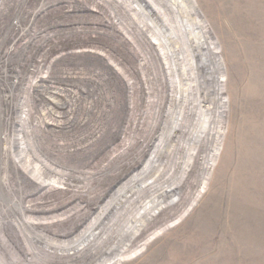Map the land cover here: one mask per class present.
<instances>
[{
  "label": "rangeland",
  "instance_id": "rangeland-1",
  "mask_svg": "<svg viewBox=\"0 0 264 264\" xmlns=\"http://www.w3.org/2000/svg\"><path fill=\"white\" fill-rule=\"evenodd\" d=\"M154 179L119 264H264V0H0V230L19 264L77 259L42 232L100 222L79 251L113 244ZM19 217L45 223L31 251Z\"/></svg>",
  "mask_w": 264,
  "mask_h": 264
},
{
  "label": "bare ground",
  "instance_id": "bare-ground-1",
  "mask_svg": "<svg viewBox=\"0 0 264 264\" xmlns=\"http://www.w3.org/2000/svg\"><path fill=\"white\" fill-rule=\"evenodd\" d=\"M182 6H183V9L186 10V13L189 14L188 10L184 7L183 4H182ZM193 68H194L193 66H190L188 68V70H190L189 71V78L190 79L195 77V75H196L195 74L196 71L194 72L195 68L194 69ZM214 68H212V66H211L210 69H208V71L206 70L207 75H209V71L213 72ZM192 71H193L194 75H193ZM218 72H219V70H217V73ZM209 77H208V79H210ZM215 85H217V87H216V91L214 92V94L217 95V98H215V102L213 103V106H212L213 109H212L211 115L213 114L214 119L216 118V120H217V116L219 115V109H220V94H222V87H221V84H219L218 81H216V80H215ZM203 102L205 104H207V107H206V105L204 106L205 107L204 108L205 114H204V118H203V122H204V125H205V131L207 133L208 130H212L211 129L212 126L211 127H209V126L212 124L213 120L211 119V116H210V111H209V108H208L209 107L208 106V101L207 102L203 101ZM195 117H196V115H195ZM20 120H18L17 122L21 123ZM207 120H208V122H207ZM19 129L22 131L21 128H19ZM188 129H189V127H188ZM190 130H191V133H192L194 131V126L190 127ZM21 131H19V130L17 131L16 130L15 137L17 136V138H19V133L18 132H21ZM17 138H15V139H17ZM13 139H14V137H13ZM12 144H13V147H14V143H12ZM23 148H25V147L23 146ZM25 149H28V148H25ZM12 151H16L13 154V158H15V161H18L20 163V165H21V161H23V163H25V165L23 164L24 165V169L28 170V165H26V163L29 161L28 160L29 157L27 158L26 156H22V155H21V157L20 156H16L15 154L17 153V149H13ZM20 158H21V160H20ZM172 171H173L172 168H169L168 173L170 174V173H172ZM30 174H32L34 179L37 180L40 185H47V184L50 183V181L44 179L36 171H33V173H30ZM166 177L163 176L160 180H164ZM160 180H158V179L151 180V182H149V184H148V186H146V188L145 187L136 188L135 197L133 198L131 204H129V206H127V207H125V206H123V207L121 206L120 207L119 214L114 216V218L120 215L122 217L123 222L119 223L117 225L118 226V228H117L118 239L113 244L105 246L104 243L107 240V237L106 238L103 237L100 240H98L97 242H95L94 246L91 248V249H93L94 252L92 251V252H88V253H86V252L82 253L81 251H79L80 247L86 246V244H87L86 241H89L93 235L95 236V233L97 232L98 226L100 224V222H99L98 224L90 225V227H85L83 230H80L79 233H77L75 237H72V238L67 239L65 241H62V242L44 241V239L42 237V235H43V232H42L41 235H39L37 237V239L41 243L44 242L46 244V246H44V245L41 246V244H40L41 248L42 247L48 248V247L51 246V247H54V248H57V249L59 248V249H62V250H66V252L68 250H70L71 251L70 254L67 253V254H65V256H62V257H64V258L74 257V258H77V259L74 260V261H72V260H67L66 261L65 260V261H63V263H65V264H119V263L125 261L126 259H128L127 257H129L126 254H128L132 250V249H130V247H132V244H129L126 241V239H124V238L126 236H129L132 233L133 228L136 227V226H134V223H136V222H133V221L128 222V221L131 220L130 212H132L134 214V209H135L136 205H138L139 201L142 200L143 193L146 192L149 189L151 190L153 188L152 186H154L155 183H159ZM145 189H146V191H145ZM166 194H168V192H166ZM19 210H20V212H23V214L25 212H27V213L33 212L32 210H30V208H28L26 206H21V205H19ZM181 216H182V214L179 215L178 217H181ZM21 217H19V221L20 222H17V227L20 228L21 231L23 232V237H24L23 240H26L27 243L29 244L28 246H26V249L28 251H31L33 249V248L31 249V245L33 244L31 241L35 239V237H33L34 235L31 232H34L37 228H40L42 230L44 228L42 225H44L45 223L44 222H34V221L32 222L30 219L22 220ZM143 228H145V227H143ZM139 229H141V228H139ZM3 236H4V239L2 238L1 230H0V250H1L0 251V264H13V263L14 264H19L20 260L16 258V253L18 252V248L16 246L19 245L18 242L14 243L13 240L10 239L9 237L7 238L6 235L3 234ZM122 239H124V240H122ZM148 239H149V235L145 236L142 239H140V241H138V243L135 246H137V247L138 246H141V247L143 246L144 247L146 245V243L148 242ZM116 245H119V246L116 247ZM136 250L134 249L133 252H138V249H136ZM13 258H16V259H13ZM50 261L52 262L53 260H50Z\"/></svg>",
  "mask_w": 264,
  "mask_h": 264
}]
</instances>
